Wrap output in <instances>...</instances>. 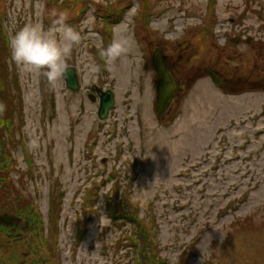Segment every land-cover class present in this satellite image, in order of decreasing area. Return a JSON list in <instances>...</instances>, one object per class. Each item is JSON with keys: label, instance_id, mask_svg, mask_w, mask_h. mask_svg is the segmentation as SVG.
<instances>
[{"label": "rangeland", "instance_id": "rangeland-1", "mask_svg": "<svg viewBox=\"0 0 264 264\" xmlns=\"http://www.w3.org/2000/svg\"><path fill=\"white\" fill-rule=\"evenodd\" d=\"M67 1L0 0V264H264V0L242 16L243 0H146L147 14L121 0L110 34L100 0ZM53 17L81 36L68 60L77 91L11 61L8 37L37 23L54 33ZM114 40L128 45L112 60ZM155 46L180 83L160 120ZM203 68L238 87L214 86ZM99 88L114 95L102 120ZM105 199L128 204L138 229L111 219Z\"/></svg>", "mask_w": 264, "mask_h": 264}, {"label": "clouds", "instance_id": "clouds-1", "mask_svg": "<svg viewBox=\"0 0 264 264\" xmlns=\"http://www.w3.org/2000/svg\"><path fill=\"white\" fill-rule=\"evenodd\" d=\"M58 23L54 33L46 32L42 24H27L9 39L11 61L24 72L43 75L52 86L66 77L68 60L81 40L79 32L67 26L63 17ZM127 45L128 41L114 40L103 54L115 60L125 54ZM173 264H179L178 259L174 258Z\"/></svg>", "mask_w": 264, "mask_h": 264}, {"label": "water", "instance_id": "water-1", "mask_svg": "<svg viewBox=\"0 0 264 264\" xmlns=\"http://www.w3.org/2000/svg\"><path fill=\"white\" fill-rule=\"evenodd\" d=\"M235 41V40H232ZM151 65L155 72V101L154 112L158 116L168 106L171 98L175 95L176 90L179 87V81L175 79L174 74L168 68L165 63V56L161 52L159 47H156L151 53ZM203 74L207 75L212 84L219 86L221 84L220 77L211 69L203 68ZM65 86L70 90H74L77 87L76 75L74 69L69 67L67 75L63 78ZM98 107L96 111L97 118L102 119L107 109L112 104V94L109 90L98 91Z\"/></svg>", "mask_w": 264, "mask_h": 264}, {"label": "flooded vegetation", "instance_id": "flooded-vegetation-1", "mask_svg": "<svg viewBox=\"0 0 264 264\" xmlns=\"http://www.w3.org/2000/svg\"><path fill=\"white\" fill-rule=\"evenodd\" d=\"M120 1L121 0H110V1L109 0H104V2H101V0H100V2H99L100 6H95V7L94 6L93 7L90 6V3L88 2L89 5H87V8L89 9V7H92V10L94 12H97V14H99L100 17L104 18L108 23H112V22H114L116 20L117 16L119 14H123L125 9H126V6L125 7H121V6L116 5V3L120 2ZM124 1H125V3H128L129 7L131 6V3H132L131 1L132 0H124ZM143 1L142 2L140 1V4L138 6L135 3V6L133 7V10H136L138 8L137 9L139 11L138 14L139 13H142V14L143 13H148L149 12L148 10L151 8V7L149 8V6L144 5ZM243 3H244V7H242V9H241V11L239 13H244L245 11L250 9L251 0H243ZM230 11H235V9H230ZM237 39L238 38H236V40ZM145 40H147V43L148 42L152 43V41H154L152 35L148 36V38L146 36ZM164 54H165L166 59H167L166 53H164ZM213 70L217 72V74L220 76V78L222 80L220 86H218L219 88H222V89L227 88L228 90H231L230 88H232L235 85V82L238 83L237 80L234 81L233 79H231V78H233V76H228L225 73H223V76L225 75V77H223L222 75H220L221 73L218 70H215V69H213ZM226 76L230 77V78H226ZM263 78L264 77L255 79V81L258 82L256 84L257 88L264 89V79ZM255 81L253 79L252 82H255ZM231 82H232V84H230ZM239 84H241V83H239ZM235 86L238 87V85H235ZM253 89H256V88H253ZM178 92H179V90L177 89V91L175 92V96H173L172 100L177 99ZM86 97L94 99V95L91 94V93H86Z\"/></svg>", "mask_w": 264, "mask_h": 264}, {"label": "trees", "instance_id": "trees-1", "mask_svg": "<svg viewBox=\"0 0 264 264\" xmlns=\"http://www.w3.org/2000/svg\"><path fill=\"white\" fill-rule=\"evenodd\" d=\"M69 1H73V0H69ZM64 2L66 3L68 1L67 0H64ZM45 12H47V7L44 9V13ZM241 16H242V14H241ZM49 22L51 24H53V23H55V20H52V19L49 18ZM202 29H203V27H202ZM4 37H6V35L3 32V30H2V26H0V46L3 49L5 48ZM230 44L233 45L232 43H230ZM1 51L2 50H0V52ZM1 61H4V60H1ZM0 67H1V64H0ZM5 75H7V74H5ZM5 80H7V76H6V79ZM13 80H14V78H13ZM5 89H12V87H6L5 86ZM0 102H1L2 109H5L6 108V106L4 105L5 98L4 97L3 98H0ZM12 103H14V102H9V103H6V104L9 105L10 107H12ZM10 140H12V136H10ZM15 142L16 141L14 140V143ZM110 189H111V192L116 193V183H113ZM105 196H107L109 198L108 194H105ZM3 200L4 199L1 198L0 199V202H2ZM89 201H90V203L88 201H84V204L90 206L91 203L93 202V199H89ZM105 201H107L106 211L107 212L109 211L112 214V215L109 216L111 219H115L114 216H117V218H122V219L129 220L128 222L131 223L132 226H133V222H134V225L137 226V229H138L139 223H136L135 222V219H137L136 214L133 212L132 208L128 204L124 203L125 205H122V204H120V202H117L115 204H112L110 202V199H108V200L105 199ZM57 203H58V200H56L55 202H52L51 201V206H50V209L49 210H51V208H52L54 210V212H57V209H56ZM90 209H92V208H90ZM116 211H118V212H117V214L114 215V213H116ZM50 217H51V215H50ZM130 220H132L133 222H131ZM140 232L142 233V229H141ZM139 254H140V252H139ZM139 258H141V255H139ZM134 264H138L137 263V260L134 261Z\"/></svg>", "mask_w": 264, "mask_h": 264}]
</instances>
